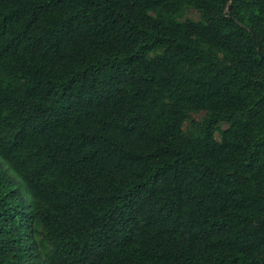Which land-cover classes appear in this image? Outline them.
<instances>
[{
  "label": "trees",
  "instance_id": "16d2710c",
  "mask_svg": "<svg viewBox=\"0 0 264 264\" xmlns=\"http://www.w3.org/2000/svg\"><path fill=\"white\" fill-rule=\"evenodd\" d=\"M0 264H264V0H0Z\"/></svg>",
  "mask_w": 264,
  "mask_h": 264
},
{
  "label": "rangeland",
  "instance_id": "374dc122",
  "mask_svg": "<svg viewBox=\"0 0 264 264\" xmlns=\"http://www.w3.org/2000/svg\"><path fill=\"white\" fill-rule=\"evenodd\" d=\"M175 18L178 21H185V20H193V21H198L200 20V15L199 12L187 5H183L181 11L175 15ZM204 116L203 112L200 113H189V119L193 120H200ZM227 126L222 125L221 130L225 129ZM216 139L220 140L221 139V133L217 132L216 134Z\"/></svg>",
  "mask_w": 264,
  "mask_h": 264
}]
</instances>
